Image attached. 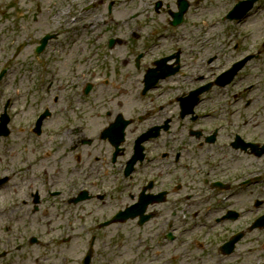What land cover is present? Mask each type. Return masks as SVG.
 Listing matches in <instances>:
<instances>
[{"label": "flooded vegetation", "instance_id": "obj_1", "mask_svg": "<svg viewBox=\"0 0 264 264\" xmlns=\"http://www.w3.org/2000/svg\"><path fill=\"white\" fill-rule=\"evenodd\" d=\"M178 1L155 0L156 12L166 10L163 25L147 21L148 14L143 20H135L141 15L139 9L115 21L81 23L84 15L99 6L112 13V1L89 0L84 15L69 23L68 36L57 46L50 45L48 53L47 44L37 56L36 82H44L47 92L54 94L51 100L42 98L38 103V114L47 112L39 131L31 128L25 132V137L35 138L36 158L30 157L27 163L28 158L22 157L23 168L6 175L5 184L12 190L0 201V264H82L87 254V264H197V258L207 253H191L195 244H201L187 232L196 227L198 219L210 214H215L212 218L218 222L234 210L228 205H232L235 194H249L251 185L264 181L262 171L244 169L235 174L228 171V165L214 162V154L222 153L228 135L233 137L228 141L231 150L256 157L251 144L260 146L264 140L250 137L251 131L242 124L235 129L231 117V103L249 89L235 91L231 85L236 79L242 80L246 65L229 84L213 86L218 98L215 122L208 118V112L198 111L203 94L193 107L187 101L186 93L201 83L188 86L179 79V72L187 56L193 58V71L198 68L195 63L202 61L205 43L195 23L186 22L196 29L190 36H186V25L180 30L192 4L181 23L172 25ZM156 2H161L158 9ZM77 3L73 11L85 5ZM99 22L104 30L94 36L86 34L92 33ZM200 25L205 27L207 23ZM171 29H177L176 36L167 34ZM162 34L165 38L149 41L151 36ZM58 39L56 34L53 41ZM87 39L92 43V53L85 55L80 44ZM99 43L108 50L123 47V68L86 70L78 75V84L62 77L63 68L75 72L84 65L74 52L81 50L94 64L100 61L102 48H95ZM140 44L143 49L138 48ZM239 58L216 74L229 69ZM215 60L210 56L206 63ZM176 65L178 71L171 72ZM148 74L151 78L146 81ZM219 87L226 90L219 91ZM258 195L262 206L264 195ZM220 203L226 205L222 208ZM75 220H80L78 227H73ZM60 221L67 226L60 227ZM127 221L148 237L137 241L131 259L123 258V253L112 254L116 251L113 248H122L124 243L118 240L110 244L102 234ZM188 221H194L190 228ZM121 232L114 229L112 237ZM49 234L57 239L47 243ZM73 238L77 239L74 247ZM227 240L218 248L225 255L229 253L222 250V245Z\"/></svg>", "mask_w": 264, "mask_h": 264}, {"label": "rangeland", "instance_id": "obj_2", "mask_svg": "<svg viewBox=\"0 0 264 264\" xmlns=\"http://www.w3.org/2000/svg\"><path fill=\"white\" fill-rule=\"evenodd\" d=\"M73 1H78L80 4L88 2L89 0H6L5 4H0V68H6L5 74L1 78L0 84V112L2 110L5 99L9 98L12 101V105L8 110V113L12 117L11 127L13 133L8 138L0 137V174H4V169L7 166V159L5 154L2 153L3 145H8L11 147V152L16 156L11 158V171L17 173L23 167L20 166L18 160L21 158L22 147L25 144H30L32 146V141L27 140L26 143L22 142L21 139L26 135L25 132H29V126L31 124V119L37 110V100L40 97L44 99H49L46 97L44 90H41L42 94L36 93L34 85L36 84L37 78V61L35 59L34 48L38 42L39 37L46 33H55L57 30L62 28L64 23V15L62 12L67 11ZM104 3L113 2L112 13L109 12L105 6H99L96 9H92L87 15L82 17L81 23H86L91 21H111L118 20L121 18L128 17L134 9H139L138 13L141 15L135 20H143L148 14L152 24L155 25L156 22H160L163 25L167 20L166 10L156 12L153 8L155 0H136L133 4L130 0H104ZM195 1L198 4L192 6L191 10H194L196 15L193 18L188 17L187 20L191 23L196 24V29L201 33L202 38H204L203 44V59L210 56H214L216 60L212 63V66L203 65L199 72L204 74H211L215 71L217 67H221L226 64V62L231 58L242 55L245 51L251 52L256 51L258 47L262 49L261 53L257 58L249 60L241 73L243 78L237 88L241 90L242 86L248 87V91H244L238 94V98L234 104V128L237 129L242 124L248 131H251L250 137L257 138L259 140H264V45L262 46L260 38L264 37V0H258L254 3L253 8L249 13L241 20L242 36L241 44L243 48L238 46L236 50L233 49L232 45L223 44L227 37L226 32H230V28H226L225 22H220L216 17L221 13L227 5L230 4L231 0H190ZM170 2L175 3V0H170ZM39 8V10H37ZM72 9H75L72 7ZM114 10V12H113ZM194 11H191L193 13ZM56 13V14H55ZM55 14V16H54ZM96 27L93 32H87L86 34L94 36L98 34L100 30H104L102 25ZM200 22H206L207 25L204 27L200 25ZM159 24V23H158ZM186 28H191L190 32H195L196 29L191 25L186 24ZM184 25V26H185ZM183 26V27H184ZM181 27L180 30L183 29ZM186 30V29H185ZM84 30L78 32L82 33ZM8 40L9 44H8ZM231 42H237L236 37H231ZM73 41V40H72ZM21 42V43H20ZM52 42V43H51ZM20 43V44H19ZM207 43V44H206ZM51 44H58V40H51L46 53L50 50ZM71 46V43H70ZM80 47L85 49V55L88 54L89 49L92 47V43L87 39L86 43H81ZM86 47V48H84ZM102 48L100 52V61L86 62L83 69H105L106 71H112L113 69L123 68L121 64V58L124 57V51L122 46H116V48L108 50L99 43L95 48ZM77 46L74 47V49ZM138 48H142L141 44ZM245 50V51H244ZM80 51L74 52L79 58H81ZM241 52V53H239ZM45 56V55H44ZM84 56V55H83ZM191 57H186L187 60L184 69L192 72L193 61L189 59ZM102 63L98 67L97 63ZM199 67L200 61L195 63ZM63 68L62 77L71 78L74 76L73 71H66ZM72 67L70 65V69ZM34 72L32 76L30 73ZM79 72H77V77ZM113 75V73H110ZM90 76L87 74L86 78ZM210 76L206 77L208 79ZM113 79L114 77H109ZM182 81L187 79L179 78ZM32 80V82L30 81ZM192 78H188V82H191ZM239 82V81H238ZM186 84V83H185ZM54 93L52 92V95ZM38 96V99L36 100ZM213 95H207L205 105L208 108H212L215 98ZM51 100V98L49 99ZM250 100V101H248ZM248 101V102H247ZM203 102V105H204ZM225 107V105H223ZM216 109L213 108L210 113H214ZM211 124V120L208 121ZM22 126L17 128V126ZM24 128V130H22ZM23 136V137H22ZM220 137H226L220 136ZM31 138V137H30ZM222 139L221 141H223ZM227 143L225 148L222 149V153L214 154V162L216 160L217 165L222 167L228 165L227 169L229 172L239 174L244 169L257 173L258 171L264 172V154L256 157L250 153H237L229 148L228 141H232V135H228V139H225ZM219 143V142H218ZM230 149V150H228ZM259 151V150H257ZM32 158H36V154H32ZM203 160H205V155H202ZM8 167V166H7ZM20 167V168H18ZM221 167V168H222ZM17 180V179H16ZM250 195L260 194L264 195V181L260 184L251 185L249 187ZM10 192V191H9ZM249 194L238 193L235 194L232 205H228L235 211L240 212V217L238 220L230 221L226 220L223 228L215 225L213 222V214H210L207 218L212 221L211 226L205 224L202 220L198 219L196 222V227L189 232L191 236L197 239L201 244H195L194 250L191 253L204 254L197 258V264H253L252 262L263 261L264 260V228L254 229L248 231V224L245 221L250 219L251 216L257 212H264V205L260 206L259 209H254L251 201L246 200L250 198ZM9 196V193L1 188L0 198H5ZM245 197V198H244ZM223 208V204H219ZM220 211V210H219ZM208 220V222H209ZM88 220L86 223L88 224ZM194 221H188V227L190 228ZM46 225V222H43ZM56 224V223H52ZM67 226L66 222H59V226ZM80 220H75L73 222V227L79 226ZM44 226L43 228H48ZM121 229L122 232L118 237H112L114 229ZM244 231V237L238 238L233 242L232 252L225 255L219 251L220 244L225 241L230 233L236 231ZM107 235V239L110 244H114L116 241H121L124 243V247L116 249L113 248L112 254L115 252L123 253V258L131 259L136 251V244L139 240H144L148 238L146 234H142L141 231L138 232L136 225L132 221H127L122 224L121 227L114 226L102 233ZM57 237L51 236L50 234L46 237V242L51 243V240H56ZM77 239H72V247H74V242ZM217 245H215V243ZM73 249V248H71ZM71 251V250H70ZM190 255V253L188 252ZM138 264V263H137ZM146 264V263H144Z\"/></svg>", "mask_w": 264, "mask_h": 264}]
</instances>
